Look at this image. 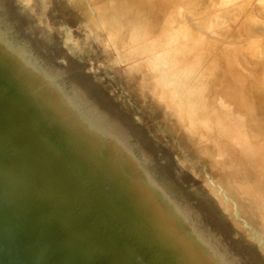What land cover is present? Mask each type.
Masks as SVG:
<instances>
[{
	"label": "bare ground",
	"instance_id": "bare-ground-1",
	"mask_svg": "<svg viewBox=\"0 0 264 264\" xmlns=\"http://www.w3.org/2000/svg\"><path fill=\"white\" fill-rule=\"evenodd\" d=\"M183 11L238 46L207 44V26L190 27ZM231 11V0H0V33L12 14L59 18L0 46L3 172L45 195L111 264H264V186L248 187L243 163L202 138L184 96L162 86L182 82L223 137L264 152V28ZM0 217L29 263L93 264L1 180Z\"/></svg>",
	"mask_w": 264,
	"mask_h": 264
},
{
	"label": "rangeland",
	"instance_id": "rangeland-1",
	"mask_svg": "<svg viewBox=\"0 0 264 264\" xmlns=\"http://www.w3.org/2000/svg\"><path fill=\"white\" fill-rule=\"evenodd\" d=\"M231 1H232L231 16L237 7H241V11L244 12V13L241 12V15H247L246 13L248 11H251V14L248 16V18L246 16L240 24L242 25L248 24L250 29H252L253 27H259V26L264 28V12L261 11V9L264 10V0H239V1L231 0ZM247 5L249 6L245 10V7ZM88 8H89V5L87 4L83 6V9H88ZM67 15H68L67 12L65 11L61 12V16L63 18H65ZM183 15H184L183 18H185V16L187 18V19L186 18L183 19L185 20L184 22H186L188 25H190V27H193L196 30H199V29L201 30L204 27V25L207 26L206 24H203V23H202L203 25H200V26H197L196 24H194L193 21L188 18L189 14L186 11H183ZM8 19L11 22L10 28L6 29L4 27L6 30H2L0 33V46L3 45L6 48H9L10 45L14 42H16V44H19L25 41L27 42L33 41L35 38L34 34L28 37H25V38H21V37L24 36L26 33L31 32L33 29L37 27L39 28V31L41 32L45 29L46 25L53 24L59 18H56L52 13V14H48L47 17L40 15L35 20H27L24 22L17 20V14L16 15L12 14L11 16L8 17ZM41 19H44V20H41ZM5 25L6 23L3 22V26ZM207 29H208V26L205 27V33H204V36L207 39V44L222 46V50L224 51L227 50L226 47H228L229 44L231 46H234V45L236 47L238 46V44H234V42L230 41L228 38L226 39L221 38L220 40L217 38H213L210 34L212 32V29H209L210 35L207 36L206 35ZM257 32L260 34L259 36L261 38L262 44H264V33L261 34L262 31H257ZM3 56H5V58L7 57V55L1 54L2 59H3ZM206 57H207V61H206L207 64L216 66L214 64L216 61L215 60L212 61V56H206ZM209 57L210 59H208ZM255 72H256L255 69L250 70L251 74H255ZM156 74L157 73H154V75ZM164 81L167 84V85H162L165 89H166L165 86H170L175 91L176 95L184 96V99L180 104L183 107H185V113L188 116L187 118L189 119L191 125L194 127V130L197 131V133L201 135L202 138H205L206 140L212 141L213 143L221 146L228 154L234 157H237L241 161V163H243L245 171L247 172V175L249 173V177L247 176V179L250 178L251 180L250 181L248 179L247 181H245L246 184L254 181L253 182L254 187L255 185H257L256 182H259L260 185L264 186V152L261 151L259 148L252 146L251 144L250 145L245 144L239 140H236L230 137L229 135H227V138L223 137L222 129H219L217 126H213L210 124V117L206 113V110L203 107L195 104L194 99L191 97L190 90L188 89L186 85L176 80L172 76H166L164 78ZM262 81H264V77L261 80V87L264 89V82ZM258 101L259 103H263L261 105L262 107L260 108L262 110V113L264 114V95L260 94ZM227 105L230 106V104H226L224 109L226 108L228 111L231 110V106L228 107ZM155 119L158 122H161V125H163L164 119H162L159 115H156ZM164 131L166 133L165 134L166 138L163 137L164 141H166L165 139H167L169 140L170 143L172 144L174 143L172 146H174L176 142H180L179 143L180 147H182L183 149H186V143L184 141L182 140L178 141L176 140V137L174 136L170 137L171 135L168 134L169 132L167 133L166 130ZM194 161L197 167L199 169H202L204 172V169L208 163L199 164V162L196 161L195 159ZM209 167H211V169L209 168L210 169L209 170L207 166V168L205 169L206 173L208 171L211 172V170H213L212 165H210ZM5 169H6L5 165L3 164V161H1L0 159V180L14 194L20 197L26 205L30 206L34 210L36 216L43 217L46 220L53 222L56 228L59 230V232L62 233L68 241H70L77 248H79L83 252V254L86 257H88V259L93 264H111V261L107 259L105 256H103L98 251V249H96L92 244H90L89 241L86 242L81 238V235L77 232V229L75 228L74 225L68 223L64 217H62L60 214L55 213L52 210L53 208L48 203V199L45 195L38 194L32 187H30L27 183L23 181V179L19 177H18L19 179H16V180L10 177L7 178L5 173L3 172ZM249 185L251 184L249 183L247 186L249 187ZM255 188L259 189L260 186L259 187L256 186ZM254 194L256 193H253V195ZM178 196L183 198V195L179 194ZM110 220L112 219L110 218ZM0 229H1L2 236L7 237L8 235L12 239V241H14L15 245L17 246L16 248L19 251L24 252L23 246L20 243L19 239L12 233V231L9 228L6 227L1 217H0ZM107 229L111 232L115 231L112 225H108ZM125 239L128 240V244H131V242L129 241V239L131 240V238L128 232H127V235L125 236ZM137 252L142 253V250L140 248H137ZM141 260L144 261L145 264H152L151 261L146 256H143V259L139 258V262H142ZM32 263L41 264L40 262L39 263L32 262Z\"/></svg>",
	"mask_w": 264,
	"mask_h": 264
},
{
	"label": "water",
	"instance_id": "water-1",
	"mask_svg": "<svg viewBox=\"0 0 264 264\" xmlns=\"http://www.w3.org/2000/svg\"><path fill=\"white\" fill-rule=\"evenodd\" d=\"M0 264H31L0 234Z\"/></svg>",
	"mask_w": 264,
	"mask_h": 264
}]
</instances>
